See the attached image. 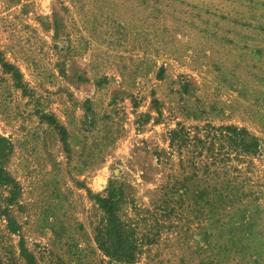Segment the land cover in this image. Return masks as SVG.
Wrapping results in <instances>:
<instances>
[{
    "label": "rangeland",
    "instance_id": "374dc122",
    "mask_svg": "<svg viewBox=\"0 0 264 264\" xmlns=\"http://www.w3.org/2000/svg\"><path fill=\"white\" fill-rule=\"evenodd\" d=\"M0 136V264H109V184L133 264H264V0H0Z\"/></svg>",
    "mask_w": 264,
    "mask_h": 264
},
{
    "label": "trees",
    "instance_id": "16d2710c",
    "mask_svg": "<svg viewBox=\"0 0 264 264\" xmlns=\"http://www.w3.org/2000/svg\"><path fill=\"white\" fill-rule=\"evenodd\" d=\"M3 68L7 70V72L13 73L14 80L18 81L19 74L17 71L11 69L7 64H3ZM52 123L53 122H51V124ZM58 129L62 141L64 145H66L65 131L62 128ZM170 139L172 146H182L190 142L189 133L182 126L171 132ZM192 140L194 141L195 147L199 148L198 157H200L203 152L211 154L214 151V143H216L217 140L221 142V148H224V145H228L230 148L233 147L235 153L243 157L256 155L259 148V143L255 138L245 130L237 129L234 126H222L218 128L208 127V130L205 129L204 139L198 138L196 134ZM11 153V143L0 136V186L8 187L13 198L17 193L18 186L1 166L2 160L7 158ZM121 195L119 188H114L112 184H109L105 196H92V199L105 216L104 230L101 232L102 234H100L99 238V248L105 256L109 258V264H133L136 259L137 246L135 239L120 223L117 215L119 201L122 197ZM8 220L10 231L17 233L19 231L18 227L11 219ZM21 256L25 259L27 264H35L33 257L22 244Z\"/></svg>",
    "mask_w": 264,
    "mask_h": 264
}]
</instances>
